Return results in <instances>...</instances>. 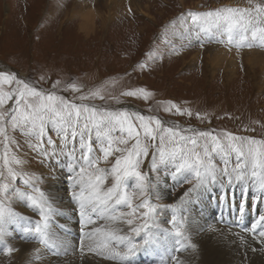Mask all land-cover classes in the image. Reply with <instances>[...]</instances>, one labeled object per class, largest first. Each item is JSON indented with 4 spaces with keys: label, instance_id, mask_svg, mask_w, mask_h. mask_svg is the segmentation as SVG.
I'll list each match as a JSON object with an SVG mask.
<instances>
[{
    "label": "rangeland",
    "instance_id": "rangeland-1",
    "mask_svg": "<svg viewBox=\"0 0 264 264\" xmlns=\"http://www.w3.org/2000/svg\"><path fill=\"white\" fill-rule=\"evenodd\" d=\"M120 1L119 6L115 8L114 0H0V72L14 74L18 79L24 80L40 91L55 92L70 102L86 104L100 110L125 111L129 114L139 113L145 117L154 116L161 120L163 127H172L186 137L199 140L200 143L196 146L197 151L202 152L205 138L194 134L201 131L210 132L222 140L225 139L223 137L225 132L235 136L264 140V66L255 67L250 62L253 57H264V48H237L235 40L231 44L228 42L229 32L226 24L209 25L202 21L193 23L190 15L191 13L213 11L221 7H251L247 0ZM257 2L264 3V0H257ZM88 12L93 15L90 22L87 20L90 18L87 15ZM216 50H222L224 55L220 54L218 59L215 58L213 52ZM230 59L235 63L233 71L232 68L229 69ZM70 84H75L80 90L73 91L69 87ZM53 85L56 86L53 87ZM16 87L15 82L0 84V91L10 92ZM139 88H144L150 93L147 99L143 96L131 97L123 94ZM97 90L100 91L103 99L91 96V93ZM81 96L89 98L81 100ZM14 104L15 99L7 101L3 109L0 110L10 108ZM172 104L180 108L184 114L177 113L175 108L166 111L165 109L171 108ZM189 112H191V116L188 115ZM133 122L138 126L135 117H133ZM49 134L54 139L56 138L51 126H49ZM8 135L14 137L20 145L19 151L15 145H10V155H21L27 159L25 170L34 178H41L36 186L45 193L48 200H52L46 189H51L52 183H55L58 188V177L54 174L56 168L52 162L53 156H43L29 149L25 142L27 137L21 134L20 130L13 131L9 128ZM113 135L127 138L126 133L116 132ZM157 135L159 136V133ZM141 138L142 142L151 145L150 141H144L142 133ZM0 141H3V137H0ZM78 141L79 138L75 144L79 150ZM92 143L101 152L100 141L95 135V130L92 132ZM134 143L135 141L132 139L127 145L115 146L131 148ZM208 143L211 144L210 139ZM69 144L71 147L72 143ZM156 144L159 145V139ZM57 145H59V140H57ZM175 146L169 143L164 145L167 150H171ZM179 146L192 147L186 142H180ZM66 150L67 148L64 149V151ZM154 151L156 149L149 146L150 154ZM49 152H51V148H49ZM3 154L4 144L0 143V157ZM115 155L121 154L116 153ZM212 158L219 166L218 171L223 168L224 158L221 154L213 153ZM227 159L229 161L228 168L231 171L237 163L236 153H229ZM114 160L115 156L109 157L108 162L101 160L99 164V167L109 172V179L104 187L111 186L110 169ZM157 164L158 169L153 171L150 155L143 160L139 169L147 175L148 183L151 186L147 199L150 203L160 206L155 214L158 227L153 228L151 233L160 232L161 235H165L161 243L171 246L172 234L167 231L175 230L169 221L174 215L178 219L186 216V227L183 230L190 241L197 245V248L195 251L187 248L182 252H174L175 248L181 247L176 243L177 237L173 247L167 250L161 247V243L155 242L147 250L138 252L132 258L131 264H157L160 259H168L172 255H176L182 264H264V250H261L264 245L257 243L253 235L245 231L247 228L244 226V220L241 223V221L236 222L237 218L234 219L236 222L234 224H239V226H235L225 219L220 221L217 217L212 216L211 209L205 208L201 201L203 197H208L210 202L215 195L218 199L221 196L222 199V194L231 195L230 192L235 187V192L232 195L236 194L237 197L243 198L245 191L250 190L249 199L255 198L260 207L263 205L264 209V192H261L252 181L250 166L248 169L249 179L236 182L233 178V182L229 184L226 178H218L215 183L209 184L213 192L208 190L207 195H203L201 192L193 194L191 202H187L180 208L172 209L166 206L179 202L180 196L192 186V184L183 183V181L186 178L191 179L193 174L186 171L173 179L171 176L174 171L172 164L165 167L159 160H157ZM15 167L19 170V166ZM3 168V160L0 159V169ZM185 173L186 175H183ZM67 175L68 187L66 186L65 189H68L67 196H71L73 189L72 186L69 187ZM157 181L163 187L165 186L164 191H160ZM13 183L21 188L27 187L23 185V178ZM137 183L138 181L134 177H126L123 186L131 195L138 191ZM192 183L195 184V180ZM226 184L230 185L232 189L225 192L223 185ZM28 191L31 193L30 188ZM239 191H242V194L238 193ZM144 198L133 197V206L135 207ZM25 199V197L15 198L11 202V207L17 206V200L22 203ZM59 205L64 209V205ZM28 208L33 210L34 207ZM52 208L57 218L63 220V214H60L55 207ZM14 209L17 213L16 216L18 213L25 215L21 223L18 222L14 226L17 220H8V224L3 223L0 226L4 233L7 230L17 229L18 235L21 236L14 247L10 245L14 249L10 255L5 254V247L2 251L0 248V264H27L24 259L26 256L20 254L22 245L34 242L27 234H36L37 243L40 242V234L34 231L26 232L23 226L35 228L39 224L41 227L40 221L43 223V220H41L40 213L33 216L24 209ZM202 209H207L203 215L200 214ZM118 210L131 211L123 204L118 206ZM142 211L143 209H140L135 216L129 217L134 219V225L143 223L142 218H137ZM196 213L203 217L200 219V226L205 225L208 232L209 230L215 231L214 229L218 225L221 227V231L225 232L229 230L228 228H232L235 229V234L241 235L240 240L231 236L233 232H229L230 234L228 233L225 237V243L230 244L233 248L238 247V251L231 256L230 261L227 260L229 252L225 250L221 257H218V253L212 255L204 253L202 242L197 241L195 234H192L193 228L198 223L195 220ZM50 216L52 217V215ZM70 218L72 219V217ZM80 221L81 218L78 219L79 227L82 226ZM110 222L102 221L96 224V228L98 227L104 232L120 229L117 234L131 235L130 226L126 223ZM160 222H164V227H160ZM51 224L54 226L52 229H55V233L60 232L63 228L58 226L55 220L51 221ZM71 234H74V238H79L77 232L67 233V236ZM79 234L84 235L83 231ZM143 235L144 233H141V236ZM209 236L215 238L211 234ZM104 237L103 243L107 242L110 247L113 245H117L120 249L126 247L127 242L121 243L111 237ZM83 238L84 236L81 237V239ZM136 239H140V237ZM58 241L59 239H56V242ZM83 242L79 241L77 247L75 244L74 248L77 252L83 253V256L85 253L93 254L94 250L89 251L88 247L85 249ZM57 244V247L60 248L63 241ZM40 247L45 246L41 245ZM81 248H83L82 251ZM253 248L256 250L253 251ZM45 249L48 251L47 247ZM52 251H54L53 248ZM55 252L57 253V251ZM106 252L107 250L104 249L103 253ZM48 253L52 254L50 251ZM30 254L29 257L33 253ZM225 254L226 256H223ZM56 257L58 254L53 258L56 259ZM41 258L42 256L39 255V259ZM78 259L81 260L80 257ZM97 260L101 264H122L119 259H105L103 255L98 256ZM71 261H73V255H71Z\"/></svg>",
    "mask_w": 264,
    "mask_h": 264
},
{
    "label": "snow or ice",
    "instance_id": "snow-or-ice-1",
    "mask_svg": "<svg viewBox=\"0 0 264 264\" xmlns=\"http://www.w3.org/2000/svg\"><path fill=\"white\" fill-rule=\"evenodd\" d=\"M247 2L251 7H221L213 11L191 13L190 15L193 23L202 21L209 25L226 24L229 32L228 42L231 44L235 40L237 48H264V3L257 2V0H247ZM13 82L17 85L14 90L0 91V109H3L7 101L15 99L14 106L0 110V137H3V141L0 143L4 144V154L0 157L4 165V168L0 169V225L17 215L11 207V202L17 197H25L30 201L29 206L36 208L40 213L41 220L45 221V228H47V221L53 213L52 205L45 197V193L36 186L41 178H34L25 170L26 160L21 155H10L9 146L15 145L19 151L20 145L14 137L8 135L9 128L13 131L20 130L21 134L27 137L25 141L27 147L33 152L43 156H55L62 153L68 158L67 179L73 189L71 198L78 205L82 226L93 225L95 223L93 215L114 222H123L130 226L131 235H118L117 232L120 229L103 233L106 237H111L121 243L127 242L123 249L118 248L117 245L110 247L107 242L97 246L107 250L106 253H100L105 259H119L122 264H131L132 258L138 252L147 250L150 245L156 242L152 237L151 230L158 227L155 214L160 206L150 203L147 199L151 186L148 183L147 175L139 170L143 160L150 155L153 171L158 169L157 160H159L165 167L169 164L173 165L174 171L171 173L173 179H176L182 172L187 171L193 174L191 179L186 178L183 181V183L192 184V186L180 196L179 202L166 206L172 209L180 208L187 202H191L193 194L198 193L207 184L215 183L218 178H226L229 184L233 182V178L236 182L249 179V166L251 167L252 181L261 192H264V140L235 136L228 132L223 133L225 139L222 140L217 135L201 131L194 134L205 138L201 152L196 150V146L200 143L199 140L186 137L172 127H163L161 120L154 116L145 117L139 113L129 114L125 111L100 110L86 104H77L55 94V92L44 93L24 80L18 79L14 74L0 72V84H12ZM55 86L53 85V87ZM69 87L73 91L80 90L75 84H70ZM123 94L131 97L143 96L145 99L150 95L144 88ZM91 96L104 98L99 90L92 92ZM88 98V96L80 97L81 100ZM172 108H175L177 113L184 114L175 104L165 110L171 111ZM188 115L191 116V112ZM133 117L138 122V126L133 122ZM49 126L55 132V139L49 134ZM93 130L100 141L102 153L95 160L90 158V153L93 151ZM116 132L126 133L127 138L114 136L113 134ZM141 133L144 141H150L151 145L142 142ZM77 138H79V158L76 155L78 151L75 144ZM132 139L135 143L131 148L115 146L127 145ZM157 139H159V145L156 144ZM57 140H59V153ZM70 142H72L71 147H69ZM180 142H186L192 147H181L179 146ZM166 143L176 146L167 150L164 147ZM149 146L155 148L156 151L150 154ZM49 148H51V152H49ZM65 148H67V152H64ZM231 152L236 153L237 163L229 171L227 157ZM116 153L121 155L116 156ZM213 153H219L224 158L223 168H220L219 171V166L213 161ZM113 156H115V160L110 169L111 186L104 187L108 182L109 172L99 167V164L101 160L108 162L109 157ZM81 160L83 163H79ZM15 166H19V170ZM126 177H134L138 181L136 185L138 191L131 195L123 186ZM21 178H23V185L27 186L26 188H21L13 183ZM193 180H195V184L192 183ZM29 188L31 193L28 191ZM133 197L145 198L134 207ZM122 204L131 211H119L118 206ZM140 209L143 211L137 218H142L143 223L134 225V219L129 217L135 216ZM240 210L243 212V204ZM186 220V216L178 219L174 215L169 221L175 230L174 235L178 238L176 243L181 245L173 250L177 253L187 250V248H191L193 251L197 248V245L190 241L183 230L186 227ZM24 231H34L41 236L44 235L39 224L35 228H25ZM245 231L251 233L257 243L264 245V214H260ZM99 233H101V229L98 227L85 233L88 240L91 241L87 245L89 251L94 250L96 234ZM141 233L144 235L141 236ZM3 235V228L0 227V237ZM137 237L140 239H136ZM40 243H45V240L41 239ZM82 250L83 248H81ZM255 250L253 248V251ZM4 251L5 254L10 255L14 249L9 246ZM36 251L37 258H39L40 250ZM52 254L58 253L53 252ZM157 264H182V262L176 255H172L168 259H160Z\"/></svg>",
    "mask_w": 264,
    "mask_h": 264
},
{
    "label": "bare ground",
    "instance_id": "bare-ground-1",
    "mask_svg": "<svg viewBox=\"0 0 264 264\" xmlns=\"http://www.w3.org/2000/svg\"><path fill=\"white\" fill-rule=\"evenodd\" d=\"M138 1H140V0H137V2ZM119 2H121V1L120 0H114L113 4H114L115 8L119 6ZM87 15H88V17H90V18H87V20L90 22V20L92 19L91 17L93 15L91 14V12H88ZM85 25H86V23H85ZM222 52H223L222 50H216V51L213 52V55L215 56V58L218 59L220 54H221V56L224 55ZM222 58H224V57H222ZM213 60H215V59L213 58ZM210 62H212V61L210 60ZM250 62H251V64L255 65V67H257V66L258 67L259 66L263 67L264 66V57H260V58L253 57L250 60ZM234 64H235L234 60H231L230 63H229V69L232 68L231 69L232 71L234 70L233 69V67L235 66ZM219 66H220V64H219ZM76 147H77V145H76ZM57 151L59 153V145H57ZM64 152H67V150L64 151ZM100 154H101V152H99V150L96 147L93 146V151L90 153V158L95 160L98 157H100ZM76 155H77V158L80 157V151L79 150L77 151ZM52 158H53L52 162L55 164L54 167L56 168V171L54 172V174L57 175V177H58V188L55 185V183H52L51 184V189H46V191L49 192L48 196L52 199V200H49L50 203L52 202L51 203L52 207H55V209H57L60 214H63L64 219L63 220H59L57 218V216L55 215V213L53 212L51 214L52 217L50 216L49 220L47 221V224H48L47 228L44 227L45 221H43V223L40 221V225L42 227L44 235L41 236V234H40L39 235V239L40 240L44 239L45 243H43V244L40 243V242L37 243L38 239L35 237L36 234L35 235H34V233L27 234L28 237L30 238V240H33L34 242L31 243V244L30 243H25L24 245H22V243H19V245H22V248H21L22 251H20L21 252L20 254L21 255L24 254L26 256V258H24V259H26L27 264H101V262L99 260H97V257L101 256L100 253H103L104 249L102 247L98 248L97 246L103 244V241L105 239V237L103 238V236H105V235H103L104 231H101V233L96 234V244L93 245V247H94L93 254H91V253L86 254L85 253V255L83 256L82 255L83 253L82 254L78 253L77 250L74 247H75V244H77L76 247L78 246L79 241H84L83 242V247L85 249H87V245L89 243H91V241L88 240V238L85 235V233L89 232L92 228H96V224L101 223L102 221H104V223H106V222H109L111 220H108L107 218L106 219L105 218H100L97 215H93V220L95 221V223L93 225H88L87 227H82V226L79 227L78 219L81 218V217L79 215L78 205L71 198V196H67L68 189L67 190L65 189L66 186L68 187V185L66 183V175L68 174V168H67L68 158L62 153H60L58 155H55ZM25 160H27V159H25ZM79 163H83V161L81 160V161H79ZM183 175H186V173L183 174ZM68 183H69V181H68ZM70 186H71V184L69 183V187ZM206 186H207L206 188L204 187V188L199 190V192H201L203 195L204 194L207 195V193L212 191L210 189V185L209 184H207ZM223 187H225V189H223L225 192L230 190V189H232L231 186L228 185V184L223 185ZM159 189H161L160 191H164L165 186L163 187L159 183ZM208 190H209V192H208ZM234 192H235V187L230 192L231 195L230 194L228 195L227 193H224V194H222V199H221V196L218 199L217 195H215V197H213V200L210 201V202H209L210 199H208V197L207 198L203 197L204 199L203 198L201 199L202 205L205 206V208L211 209L212 216L213 217H217L220 221H223L221 219H225V220L230 221L231 223H236L237 221L238 222L241 221V223H242V220H244V226L246 228H248L251 225V223L255 219L258 218V216L260 214H264V209L262 208L263 205H261V207H260V204L258 202H256L255 198H250L249 199L250 190L245 191V193H244L245 196L243 198L242 197L241 198L237 197L236 194L232 195V193H234ZM221 193H223V192H221ZM238 193L242 194V191H239ZM61 200H64V201H61ZM222 200H225V201H222ZM16 204H17V206L14 207V208H16L17 210H19L18 208H20V210L24 209L25 211H28L29 213H31L29 215L33 214V216H34L35 214L39 213V212H37L38 210L36 208H33V210H30L28 208V207H31V206H29L30 205V201H27V199L22 201V203H21V201L17 200ZM59 204L64 205V209ZM242 204L244 206L243 212H241V210H240ZM60 210H63V211L61 212ZM202 210L203 211L200 212L201 215H203L204 213L207 212V209H202ZM196 214L197 215L195 217V220H197L198 223L196 224V227L193 228V231H192L193 233L192 234H195V238H196L197 241L202 242L204 253H207L208 255L209 254L212 255V254H217L218 253V257H221L222 254L224 253L223 250H225V251L229 252L227 254V256H228L227 260L230 261L231 260V256L238 251V247L235 246L233 248L232 246H230V244L225 243V237H226V235L229 232L230 233L233 232V235H231V236L233 238H235V239L240 240V236L241 235L239 236V234L238 235L235 234V231H234L235 229H232V228H228L229 230L228 231L226 230L227 232L226 231L224 232L223 230L221 231V227L218 226V225L216 226V228L214 227L215 231L211 232V230H209V232H208V230L206 229L205 225L203 227L200 226V224H201V220L200 219H203V217L200 214H198V213H196ZM21 215L22 214L18 213V216H15L14 218L10 219V220H13V221L17 220V222L14 224V226H16L18 222L21 223V221H22L21 217L25 216V215H22V216ZM70 217H72V219ZM235 218H237L236 222H234ZM53 220H55V223L58 224V226H62L63 227L62 229L59 227V229H61V230L58 233H55L56 232L55 229H52V228H54V226L51 224V221L53 222ZM29 222L32 223L31 220H29ZM191 223H193V222H191ZM6 224H8V223L6 222ZM236 225L239 226V224H235V226ZM23 226H24V229L29 227V226H26V225H23ZM160 227L161 228L164 227V222H160ZM78 229H80V230L78 231ZM81 231H83L84 235H80L79 234V233H81ZM70 232H74V233L77 232L79 238H77V237L74 238V234L73 235L71 234L70 236L69 235L67 236V233H70ZM167 232L172 234L171 246L170 245H166L163 242L161 243V241H162V239L164 238L165 235H161L160 232L152 234L153 235V239L156 242L161 243V247H163L165 250L170 249L171 247H173L174 242L176 240V236L174 235V231H167ZM210 234L213 237H215V238L210 237L209 236ZM49 235H50V237H49ZM20 236L21 235H18L17 229H15L14 231H8L7 230L4 233V235L2 237H0V248H1V251L3 250L4 247L6 248V247H9L10 245H13V247H14L16 245L17 241L20 239L19 238ZM82 236H84L83 239H81ZM56 239H59V241L56 242ZM60 241H63V244H62V247L58 248L57 247V245H58L57 243H60ZM234 241L237 244L240 245V243H238V241H236V240H234ZM226 242H227V240H226ZM41 245L47 247L48 251H50L52 253L57 251L58 257H56V259H54L53 257H55V255H53L51 253L49 254L48 251H46L45 247H42V248L40 247ZM52 248L54 249V251H52ZM67 248H69L70 250L67 249ZM34 249H39L40 250L39 251V255H40V257L42 256L41 259L37 258L38 254H36L37 251H33ZM74 249H75V251H74ZM31 252L33 254H32L31 257H29L31 255L30 254ZM71 255H73V261H71ZM223 256H226V254L223 255ZM78 257H80L81 260H79ZM75 259H77V260H75ZM85 259L87 260L86 262L83 261ZM214 263H216V260H214Z\"/></svg>",
    "mask_w": 264,
    "mask_h": 264
}]
</instances>
